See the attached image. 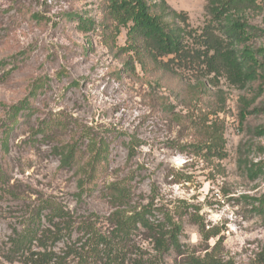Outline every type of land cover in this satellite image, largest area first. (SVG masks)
<instances>
[{"label":"rangeland","instance_id":"obj_1","mask_svg":"<svg viewBox=\"0 0 264 264\" xmlns=\"http://www.w3.org/2000/svg\"><path fill=\"white\" fill-rule=\"evenodd\" d=\"M163 1L186 17L174 21L180 56L130 49L127 29L106 30L103 0H0V264H104L96 238L111 237L116 212L147 204L152 220L181 227L179 252L159 255L140 228L116 264H188L207 252L264 264V213L253 209L264 197V83L238 87L208 67L205 30L218 27L207 0ZM249 18L264 29V4ZM250 45L264 47V33ZM213 132L222 155L209 148ZM68 147L77 155L64 166ZM97 148L106 160L81 192ZM250 165L261 170L253 179ZM111 183L129 187V206L112 205Z\"/></svg>","mask_w":264,"mask_h":264},{"label":"trees","instance_id":"obj_2","mask_svg":"<svg viewBox=\"0 0 264 264\" xmlns=\"http://www.w3.org/2000/svg\"><path fill=\"white\" fill-rule=\"evenodd\" d=\"M263 4L264 0H207L205 6L206 14L218 27L215 30L216 34L213 30H205L204 41L211 52L207 65L212 72L224 73L227 79L238 87H244L255 80L264 83V47L250 45L252 38L257 34H263L264 29L252 25L249 18L262 10ZM102 10L108 20L106 30L111 29L113 35H117L121 28L127 29L130 49H135L141 44L146 49H151L156 56L163 58L180 56L182 53V32L174 21L186 17L174 12L163 0L158 2L155 0H103ZM111 32L108 31L109 36ZM108 35L107 38H109ZM18 112L19 108L15 109L13 119ZM244 116L245 114L241 113V119ZM255 134L258 137H264V125L258 126ZM208 142H210L211 151L222 155V132H213ZM75 155H77L75 149L68 147L61 159L62 165H71ZM105 160L106 156L100 149L93 151L90 164L82 166L83 177L78 181L81 192L84 185L93 182L97 165ZM255 166L250 165L247 169V176L250 179L261 173V170L256 169ZM107 191L114 207L129 206L131 195L128 186L111 183ZM256 202L258 206L253 209L264 213V197L257 198ZM50 209L55 217H62L61 210L55 207ZM155 211L157 208L147 204L139 210L133 207L129 213L125 210L116 212L113 215L114 230L111 237H97L95 245L103 249L94 254L102 256L100 259H105L104 264H116L123 251V247L119 244L140 228L148 233L159 255L167 254L172 250L179 252L178 237L181 227L167 217L163 219V222L152 220L151 217ZM216 235V233L206 234L204 239L207 241ZM259 257L260 263H264V250ZM42 264H45V261ZM188 264L231 263L216 260L211 253L207 252L203 258L191 257Z\"/></svg>","mask_w":264,"mask_h":264}]
</instances>
